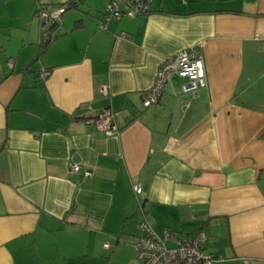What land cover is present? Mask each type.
Returning <instances> with one entry per match:
<instances>
[{"label":"crops","instance_id":"crops-1","mask_svg":"<svg viewBox=\"0 0 264 264\" xmlns=\"http://www.w3.org/2000/svg\"><path fill=\"white\" fill-rule=\"evenodd\" d=\"M108 1L0 0V264H102L96 246L143 223L203 233L212 264H264V0L105 20ZM60 6L47 29L38 8ZM199 43L206 86L173 76L144 107L159 65Z\"/></svg>","mask_w":264,"mask_h":264},{"label":"built area","instance_id":"built-area-1","mask_svg":"<svg viewBox=\"0 0 264 264\" xmlns=\"http://www.w3.org/2000/svg\"><path fill=\"white\" fill-rule=\"evenodd\" d=\"M152 0H109L104 6L103 18L118 19L121 16L134 17L145 14ZM63 10L58 7L53 10L38 8L37 16L42 20L52 21ZM202 44L199 43L189 50H182L172 57L165 59L157 68L152 86L143 95V106L149 107L159 99L165 84L170 82L173 76L181 79L179 91L182 94L195 95L207 84L205 64L200 52ZM105 91V89L101 88ZM187 105V104H186ZM96 125L107 136L117 134L111 116L106 114L97 120ZM70 173L77 172L79 164L69 162L67 164ZM85 175L91 172L84 171ZM135 193H140L139 185H134ZM142 234L137 238L135 244L138 250V258L142 264H212L213 257L205 255L202 247L206 237L201 232H195L190 236H179L172 230H164L158 235L148 223L142 224ZM108 246L107 243L104 244Z\"/></svg>","mask_w":264,"mask_h":264},{"label":"rangeland","instance_id":"rangeland-1","mask_svg":"<svg viewBox=\"0 0 264 264\" xmlns=\"http://www.w3.org/2000/svg\"><path fill=\"white\" fill-rule=\"evenodd\" d=\"M105 3L103 4L104 10ZM49 23L46 21L45 26ZM160 233L161 229H155ZM126 241L117 242L113 237H106L105 243L109 244V247L96 246L95 250L98 255L102 257V264H142V261L138 258V250L136 247V237H130L125 239Z\"/></svg>","mask_w":264,"mask_h":264},{"label":"trees","instance_id":"trees-1","mask_svg":"<svg viewBox=\"0 0 264 264\" xmlns=\"http://www.w3.org/2000/svg\"><path fill=\"white\" fill-rule=\"evenodd\" d=\"M60 7H62V6H60ZM40 8V7H39ZM58 8V7H57ZM56 9V8H55ZM37 13V12H36ZM54 20V19H53ZM51 21L52 22V24H51V28H52V26H54V21ZM43 41L41 42V47H43V49L45 48V46L49 43V41L52 39V36L51 35H48V34H43ZM87 119H89V118H87Z\"/></svg>","mask_w":264,"mask_h":264},{"label":"water","instance_id":"water-1","mask_svg":"<svg viewBox=\"0 0 264 264\" xmlns=\"http://www.w3.org/2000/svg\"><path fill=\"white\" fill-rule=\"evenodd\" d=\"M63 10H64V8H63ZM63 10H62V12H63ZM50 26H51V24H49V25L47 26V29L50 28ZM44 31H45V30H44Z\"/></svg>","mask_w":264,"mask_h":264}]
</instances>
